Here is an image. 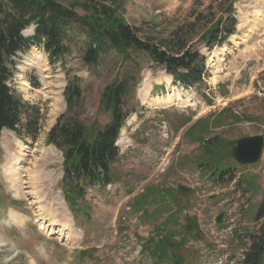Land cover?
<instances>
[{
	"label": "rangeland",
	"instance_id": "374dc122",
	"mask_svg": "<svg viewBox=\"0 0 264 264\" xmlns=\"http://www.w3.org/2000/svg\"><path fill=\"white\" fill-rule=\"evenodd\" d=\"M61 2L86 15L87 0ZM232 2L236 34L210 48L202 36L219 23L222 31L226 29L233 17ZM118 6L143 41L170 50L185 45L200 59L205 57V83L186 90L172 77L169 80L164 67L147 53L132 51L130 58H122L109 46L98 65L88 68L83 62L87 39L76 34L68 54L54 65L33 45L18 54L10 87L40 109L39 131L35 139L8 130L0 134V264H175L172 257L160 261L153 256L155 243L162 238L160 226L174 211L166 229L173 234L175 248L169 245L176 264L177 258L178 264H241L250 236L264 223V217L257 218L260 210L264 216V151L257 165L241 166L231 158L230 147L243 137L264 136V0H120ZM33 28L24 36L31 38ZM68 73L80 79L76 115L86 126L103 127L112 121L102 103L108 86L122 79L137 83L124 106L128 118L118 141L113 183L84 189L75 216L64 200L63 154L47 140L62 115L65 120L75 115L64 98ZM172 92L181 96L183 105L152 102ZM208 139L219 142L218 159L210 155L202 159L201 141ZM17 143L25 150L20 151ZM46 149L62 156L49 162L46 171L72 221L75 218L76 241L62 236L60 227L52 235L42 231L39 221H53L54 215L46 211L39 217L29 178L22 177L16 185L7 178L19 167L11 157L15 152L22 156L26 151L30 165L25 166L32 169L42 164ZM202 160L213 166L204 171ZM222 167L230 170L223 177L228 183L217 181L215 169ZM158 188L170 190L176 207L165 206L168 199L164 203L151 197L136 207L140 198ZM222 213L224 223L218 225L215 220ZM150 237L154 242L145 252Z\"/></svg>",
	"mask_w": 264,
	"mask_h": 264
},
{
	"label": "trees",
	"instance_id": "16d2710c",
	"mask_svg": "<svg viewBox=\"0 0 264 264\" xmlns=\"http://www.w3.org/2000/svg\"><path fill=\"white\" fill-rule=\"evenodd\" d=\"M84 4L85 16H81L68 7L61 0H0V133L4 130L14 131L21 138L35 139L38 134L39 108L25 102L11 87L13 78L11 70L14 59L18 54L27 52L31 46H36L48 54L52 65L68 54V46L74 40V35H81L87 39L83 62L88 68L98 65L99 58L106 46L115 50L122 58H130L132 51L147 53L153 62L164 67L172 75L175 83L186 89L197 87L205 80L206 59L185 45L167 46L153 44L139 38L138 29L129 25L119 13L120 0H87ZM233 17L230 24L223 31L220 23L208 30L202 38L209 43L210 48L215 44L223 45L228 37L236 33L237 19L235 17L234 2L229 6ZM34 25L35 31L31 38L23 36L24 30ZM178 49V50H175ZM68 81L64 98L68 111L74 116L66 118L62 115L57 124L49 132L48 143L58 148L64 157L63 190L66 202L70 205L74 215L79 198L84 189L92 187H107L113 183V165L120 157L117 141L122 128L128 118L124 110L127 99L134 92L135 85L129 79L113 82L102 96L103 108L110 111L112 121L100 127L95 123L86 126L76 115L81 102L80 79L67 74ZM201 87V86H200ZM206 155L218 159L219 142L215 139L201 141ZM209 161L202 160V168L207 171L213 166ZM217 181L228 183L224 176L230 174L229 169L217 168ZM161 198L167 205H175L173 194L169 189L158 188L145 194L136 207H143L144 200ZM144 213L146 211H143ZM148 213V212H147ZM260 214L257 218H263ZM176 213H171L168 220L160 226L162 238L155 243L154 258L176 260L170 254V245L175 248L171 229ZM89 218V216H86ZM167 231L163 234L164 231ZM154 240L150 237L145 242L143 250H150ZM163 256V257H162ZM179 262V259L177 258ZM177 262V264H178ZM184 264V262L182 263ZM243 264H264V223L259 231L250 236V246L245 253Z\"/></svg>",
	"mask_w": 264,
	"mask_h": 264
},
{
	"label": "bare ground",
	"instance_id": "6f19581e",
	"mask_svg": "<svg viewBox=\"0 0 264 264\" xmlns=\"http://www.w3.org/2000/svg\"><path fill=\"white\" fill-rule=\"evenodd\" d=\"M220 50H221V48H220ZM168 79L171 80V76H168ZM152 102L159 104V105H162V106L166 105V104L169 106H171V105H177V106L183 105V100L181 99V96L175 92H172L171 94L168 95V97H165L163 99H158V98L154 99ZM14 141L15 140H13L12 143ZM16 142H18V141H16ZM17 145L16 146L18 147V149L20 151H22V149H23L22 145L20 143H17ZM17 147H15V148H17ZM6 149H8V148H6ZM23 150H25V149H23ZM14 151L15 150H13V152ZM15 153L17 155H15ZM15 153L13 155H11V157L15 161L16 165L19 167L16 170L14 169L15 173L13 175L11 174V172H9L8 177H7L8 180L10 181V183L12 185H16L19 181L22 183L23 182L22 180L25 177L27 179L29 178V185H31L30 190L32 191L31 195L33 196L32 198L35 201V202L33 201V204L35 206H37L38 213L40 214L39 217H41V215H43L46 211H48L54 215L53 221L50 220L49 222H45L44 220H40L39 221V223H40L39 228L42 229L47 234L52 235L55 233L54 232L55 229L60 227L59 231L62 232V234H61L62 236H64L67 239H69L68 236H71L72 239L74 241H76L77 236L74 234L76 229L73 225V221L71 218L72 216L69 213L68 209L66 208V204L63 201L62 197H59L58 193H55L54 187L51 186L52 181H53L52 177H51V173L46 171V165L49 162L54 163L58 157H60V159H62L61 153L59 151L54 150V149H46L43 152L42 161L40 160L42 162V164L41 165L39 164V166H36V167L33 166L32 169L26 168V166H25V165H30V164H28L29 160L26 159V157L28 156L26 151L22 154V156H20V154H18L17 152H15ZM7 161H9V158ZM37 161H39V159ZM7 163H8L7 165H10L9 162H7ZM12 171H13V169H12ZM5 174H6V172H5ZM22 177H23V179L21 180ZM11 217L14 218L13 215ZM58 217H61V220H62L61 222H59Z\"/></svg>",
	"mask_w": 264,
	"mask_h": 264
},
{
	"label": "water",
	"instance_id": "95a60500",
	"mask_svg": "<svg viewBox=\"0 0 264 264\" xmlns=\"http://www.w3.org/2000/svg\"><path fill=\"white\" fill-rule=\"evenodd\" d=\"M264 150V136L243 137L232 143L230 147L231 158L241 166H255L262 158ZM213 197H211L212 199ZM225 214L216 218V224L224 223Z\"/></svg>",
	"mask_w": 264,
	"mask_h": 264
}]
</instances>
